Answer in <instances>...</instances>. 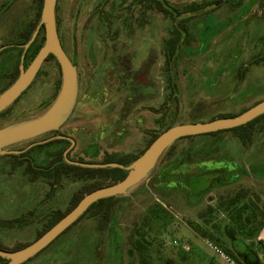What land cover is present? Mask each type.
Segmentation results:
<instances>
[{
	"label": "rangeland",
	"instance_id": "obj_1",
	"mask_svg": "<svg viewBox=\"0 0 264 264\" xmlns=\"http://www.w3.org/2000/svg\"><path fill=\"white\" fill-rule=\"evenodd\" d=\"M166 1L175 17L134 0H59V38L77 71L75 105L58 130L5 150L59 132L76 141L71 159H138L171 127L264 101V0ZM37 13L35 0H0V92L21 63L18 35ZM177 30L183 36L173 46ZM33 58L34 50L26 67ZM62 81L57 59L45 62L0 114V130L45 115ZM232 130L179 139L137 188L111 201L109 219L92 208L25 264H227L208 243L242 261L235 248L256 236L241 232L264 223V119L246 146ZM52 146L29 152L36 167L66 149ZM20 160L0 156V244L8 248L33 243L76 192L97 183L64 178L51 187L52 179L31 180L35 168L28 173ZM241 189L248 193L231 206ZM245 203L241 223L233 217Z\"/></svg>",
	"mask_w": 264,
	"mask_h": 264
},
{
	"label": "water",
	"instance_id": "obj_2",
	"mask_svg": "<svg viewBox=\"0 0 264 264\" xmlns=\"http://www.w3.org/2000/svg\"><path fill=\"white\" fill-rule=\"evenodd\" d=\"M59 0H43L41 20L31 39L21 46L24 49L20 63L18 78L6 90L0 93V114L17 102L35 81L43 64L50 55H53L61 68L63 81L59 97L53 107L43 116L13 127L0 130V156L18 155L21 152L7 151L10 145L36 138L44 133L60 128L75 105L77 97V71L66 52L64 51L57 28V4ZM45 31V43L36 57L25 67L26 54L38 38L41 28ZM264 115V101L235 117H225L209 122L180 124L160 134L148 149L130 166L117 163L90 164L71 161L66 162L75 166L90 169L120 168L128 171L121 182L103 187L87 194L79 204L62 218L39 239L18 251L9 252L0 250V257L7 260V264H25L44 251L63 232L76 223L95 203L112 198L125 196L137 188L153 171L166 150L182 138L194 137L220 131L231 130L245 126ZM50 140L38 143L44 144ZM74 143V141H72Z\"/></svg>",
	"mask_w": 264,
	"mask_h": 264
},
{
	"label": "trees",
	"instance_id": "obj_3",
	"mask_svg": "<svg viewBox=\"0 0 264 264\" xmlns=\"http://www.w3.org/2000/svg\"><path fill=\"white\" fill-rule=\"evenodd\" d=\"M35 2H36L37 7H38L37 16H36L34 22L27 25V27H25L24 30L18 35V39L15 43V45L17 47L21 48L20 49L21 51H23L21 46L26 44L31 39L33 32L36 30V28L39 25L40 20H41V10H42V5H43V0H35ZM154 9L159 11L160 13H164L168 16L175 17V14H178L177 11L174 8H172L170 5H169L168 10H166L163 8L162 3L160 1H156V0H154ZM42 33L44 35L42 36L40 43L35 47V45L38 43L39 38H40ZM182 36L183 35H182L181 31L177 30L176 31V37L174 39H172L170 41V43L173 46H177L180 43V41L182 40ZM44 43H45V31H44V28L42 27L40 32H39L38 38L36 39L35 43L30 47V49L28 50V52L26 54L25 62H26L27 58L29 57V54L33 50H34V58H35L36 55L38 54V52L40 51V49L43 47ZM52 59L56 60V58L53 55H50L48 57V59L46 60V62L50 61ZM25 67H26V65H25ZM18 71H19V65L17 67V73H18ZM17 73H16V75H17ZM12 82H13V79L11 80L10 84ZM10 84H8V85H10ZM235 116H237V115H232V114L220 115V116H218L212 120L225 118V117H235ZM262 119H264V115L259 117L256 120L252 121L251 123L245 125V126L235 128L232 130V131H235L237 133L239 140L242 142V144L244 146H246L251 139L252 129H253L254 125H256L258 122H260ZM194 123H196V122H194ZM218 133H220V132H218ZM212 134L214 135L217 133H212ZM158 136L159 135L154 136L152 143L154 142V140ZM135 160H137V158L133 159V157H129V156L128 157L127 156L119 157L117 159H114L112 156H110V157H108V159L106 160L105 163H117V164L124 165L125 167H128L131 164H133L135 162ZM52 165H56L57 167L54 170H51L50 168ZM26 171L29 173V167H27ZM33 171H34V176L31 180L38 181L40 179H49V180L52 179V181L50 182L51 187H54L56 183L60 182L64 178H74V179H78L79 181H86V182H90V181L97 182V183H94L88 187H84L83 189L76 192L74 194V196L72 197V202L69 205L68 209L64 212L58 211V212L54 213L52 218L49 220L48 224L45 226V228L41 232L38 233L36 240L39 239L48 230H50L54 225H56L70 211H72L87 194H89L95 190L101 189L103 187H107L110 185L117 184V183L121 182L122 180H124L128 174L127 170L120 169V168L90 169V168H83V167H79V166L69 165L63 161L62 152L59 153L58 157L56 159H54L48 167H46L44 169H40V170H33ZM247 193H248V191L246 192L244 189H241L231 199L230 205L231 206H238L237 204L242 202L244 196ZM118 198H120V197H112V198L101 200V201L95 203L89 210H91L94 207H98L97 213L99 214V216H101V218L104 220L109 219L111 217L112 211H113L112 206H111V201L114 199L117 200ZM102 206H104V207L101 208ZM248 208L249 207L246 205V203L243 205V207H239V211L237 213V216L233 217V219L238 218L241 221V219H243L242 214L244 213V211L248 210ZM251 218H255V216H251ZM241 223H243V222L241 221ZM244 228H245V226L243 225V227L241 229H244ZM262 229H264V223L260 221L259 225L249 229L248 231L241 232V235L247 239H250V238L255 237L257 235V233L259 231H261ZM30 244L31 243H26L23 245H18L14 248H8V247L2 246L0 244V250L14 252V251H18L20 249H23ZM234 260L236 261L237 259H234ZM236 262H237V264H241L238 261H236ZM7 263H8L7 260L0 257V264H7Z\"/></svg>",
	"mask_w": 264,
	"mask_h": 264
},
{
	"label": "flooded vegetation",
	"instance_id": "obj_4",
	"mask_svg": "<svg viewBox=\"0 0 264 264\" xmlns=\"http://www.w3.org/2000/svg\"><path fill=\"white\" fill-rule=\"evenodd\" d=\"M134 1H136L137 3H139L141 5H144L145 4V8L147 10L148 9L155 10L154 9V0H134ZM156 1H160L162 3V5H163V8L166 9V10H168L169 4H168V2L166 0H156ZM58 4H59V1H58ZM58 4H57V9H58ZM162 14L165 15V16H168V15H166L164 13H162ZM56 16H57V28H58V33H59V19H58V15H57V10H56ZM16 73H17V68L13 71V74L11 76L10 81L13 79V82H15V80L18 78V76L20 74V65H19V71H18L17 75H16ZM9 86H11V85H9ZM9 86H7L4 90H6ZM47 140H50V141L47 142V143H44V144H38V143H41V142H44V141H47ZM72 141H74V143ZM52 143L54 144V146H52L53 148H51V147L50 148L51 149H55V150H52L53 153L54 152H58L60 150V148H61L62 145L66 146V149L62 153V157H63V161L64 162H66V159H65V156L64 155H65L66 151L70 149L69 152H68V154H67V158L69 160L75 161V162H81V163H90V162H86V161H83V160H80V159H76V160L75 159H71L70 158V154L72 153V151L76 147V141L71 136L65 135V134L64 135H61V133H59V132H56L53 136H51V137H49L47 139H44L42 141H34L31 145H29L28 147L22 148V149H18V150L7 149V151H17V152H21V153L18 154V155H5V156H13V157H16V158H20L21 159L20 160L21 164L24 165V166H26V169H27V167H31V166L34 167L35 170L44 169V168L48 167L50 165V163L54 159H56L58 157L59 153H56V154L54 153V155L56 157H53L52 156V158L50 159V162L47 164V166H45V167H36L35 166L36 163L34 164V161L32 160V158H30L29 152L33 148H35V147H40V146H43V145L44 146L45 145H52ZM48 155H49L48 157H50L51 154L48 153ZM67 164H69V163H67ZM90 164H93V163H90ZM69 165H72V164H69ZM56 167H57L56 165H52L50 169L51 170H54Z\"/></svg>",
	"mask_w": 264,
	"mask_h": 264
},
{
	"label": "crops",
	"instance_id": "obj_5",
	"mask_svg": "<svg viewBox=\"0 0 264 264\" xmlns=\"http://www.w3.org/2000/svg\"><path fill=\"white\" fill-rule=\"evenodd\" d=\"M235 251L239 255V260L241 258L242 264H264V229L257 233L255 239L246 241V243L235 248Z\"/></svg>",
	"mask_w": 264,
	"mask_h": 264
},
{
	"label": "built area",
	"instance_id": "obj_6",
	"mask_svg": "<svg viewBox=\"0 0 264 264\" xmlns=\"http://www.w3.org/2000/svg\"><path fill=\"white\" fill-rule=\"evenodd\" d=\"M212 249L215 251L217 255H219L227 264H237V262L231 258L229 255H227L222 249H220L218 246L208 243Z\"/></svg>",
	"mask_w": 264,
	"mask_h": 264
}]
</instances>
